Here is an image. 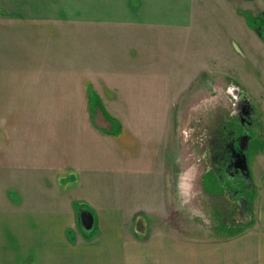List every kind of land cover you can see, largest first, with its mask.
<instances>
[{
	"label": "crops",
	"instance_id": "obj_1",
	"mask_svg": "<svg viewBox=\"0 0 264 264\" xmlns=\"http://www.w3.org/2000/svg\"><path fill=\"white\" fill-rule=\"evenodd\" d=\"M256 6L264 8V0H0V39L6 45L0 49V103L15 102V53L9 43L21 38L22 55L34 57V63L19 72H63L68 81L64 83L65 75L56 76L60 81L52 88L62 94V87H69L70 103L90 104L96 97L98 104H130L133 108L173 104L193 86L191 80L199 78L194 73H200L205 82L207 73L221 74L227 63L264 119V79H256L254 66L255 45L264 50L260 35L264 14H255ZM251 17L261 18V27L255 22L250 26ZM36 24L43 27L32 32L30 25ZM50 25L67 37L69 54L58 43H54L55 51L48 47ZM48 55L59 58L48 65ZM36 87L34 92L43 98V86ZM21 90L30 97L26 94L31 92L30 85ZM0 131L7 136L6 143L0 139V264H264V174L245 231L210 240L180 236L162 227L145 235L138 233L150 226L142 209L125 210L107 202L110 197L134 196L132 189L130 197L126 196L125 186L141 168L119 155V151H128L126 144L120 149L107 137L111 143L98 158L80 154L77 143L73 144L68 153L73 164L70 172L78 173L79 183L62 186L59 177L63 174L56 173L58 186L69 189L71 197L67 195L65 203L54 198L48 205L44 188L48 164L42 159L40 139L36 149H31L29 132L23 134L22 162L16 166L14 143L4 123ZM260 150L258 168L262 162L264 167V148ZM35 151L37 156L32 155ZM16 174L21 175L25 192L29 185L38 187L34 207L13 208L8 192ZM149 177L147 181L154 178L158 186L146 197L163 199L158 195L159 185L168 179L162 177L158 182L157 176ZM76 200L87 201L95 212L97 231L90 239L77 224Z\"/></svg>",
	"mask_w": 264,
	"mask_h": 264
},
{
	"label": "rangeland",
	"instance_id": "obj_2",
	"mask_svg": "<svg viewBox=\"0 0 264 264\" xmlns=\"http://www.w3.org/2000/svg\"><path fill=\"white\" fill-rule=\"evenodd\" d=\"M262 13L264 14V8L256 6L255 14L261 16ZM250 21V24H252L250 26H253V22H255L257 26L261 27V18L251 17ZM30 26L32 27V32H38L39 27H43L38 24ZM33 26L37 27L33 29ZM20 27L23 28L22 26ZM46 32L48 47L51 48V51H55L54 43H58L61 46L60 49L64 50L65 54H69V41L64 36L65 34H61L52 25L47 27ZM260 35L264 41V27L260 30ZM18 39L9 43L15 53L14 64L16 69L15 78L12 80L15 87L13 93L15 102L0 103V122H3L4 126L7 127L8 139L11 144L14 143L13 164L16 166H20L22 162L23 134L29 132L31 149H36L37 146L34 147V145L37 139H40L42 159L44 160L45 158L48 164L46 177H44L46 183L44 188L47 191L48 205H51L49 202L54 198H60L65 203L68 197H71V195L67 194L69 189H63L58 186L59 175L63 174L59 177L62 186L73 187L79 183L80 176L78 173L70 172L73 168L72 162H69L70 160L68 159L69 154H71V146L77 143L80 154H85L86 156L89 153L98 158L101 157L103 149L108 146L106 144L111 143L107 137H111L114 139L111 140L112 143L120 145V149H123L126 144L128 151L118 152L121 158L129 163H136L141 170L136 171L135 175L130 177L129 180L127 179L125 188L128 190L126 191V196L130 197V189H132L133 197H120L118 200H114L115 197H110V201L107 202L110 206L121 207V209L125 210L142 209L143 213L146 214L144 221L150 226L149 230L139 229V234L143 231L145 235L147 233L150 234L151 229H160L162 227L179 232L180 236L210 240L227 237L247 229L245 223L252 216L255 197L257 198L258 194H260L261 184L259 180L264 174L263 162L258 168V158L256 157L257 154L261 156L262 150L260 149L264 148V119L253 98L248 94L249 91L234 79L229 64L224 63V71L221 74L207 73L205 82L202 80L203 77H201L200 73H194V76L199 78L192 79L191 84L193 86L185 89L186 94L178 98V101L173 104H139L134 105L135 108H133V105L130 104H98L99 100L96 97H92L90 104L70 103L71 94H69V87H62V94L56 93V89L52 88L55 82L60 81L56 79V76L64 77L65 74L63 72L48 70L41 73L33 70L19 72L28 70L30 67L29 63L32 65L34 63V57L28 54L22 55V40L21 38ZM3 47H6L5 42L0 39V49ZM254 53L256 57L254 62L255 77L260 82L264 79V50L262 46L259 47L256 44ZM47 58L49 65V63H53V59L55 60L59 57L48 55ZM249 63L250 61L247 64L251 68L252 65ZM47 67L52 70L54 68L53 66ZM63 81L64 83L68 81L66 80V75ZM209 81L215 83L218 88L235 85L238 92L248 101L249 110L252 116L257 119V124L262 126V136L258 137V134H254L249 148L245 152L248 166L241 167L243 175L248 178L250 183L249 189L244 192L248 203L247 208L243 209L245 211L248 210V217L243 219L245 220L244 222H242L243 220L237 221L238 219L234 216L235 207L233 202L230 200L229 195L223 192L225 186H232L231 179L207 170L212 159H230L227 147H230L228 141L230 142L232 128V125L229 127L228 120L231 116V106L229 105L228 108L218 107L214 112L208 114L191 112L192 106L202 96L208 94L206 84ZM39 84L43 87L45 86L44 88L41 87V90L44 91L43 98H38L39 93L34 92V90L38 89L35 86ZM29 85L31 92H26V94L30 97H25L21 87L28 89ZM16 88H19V90ZM28 98L31 99V102L24 103L23 101ZM35 99L43 101L34 102ZM54 100L57 102H54ZM134 109H137L136 111L138 112L134 113ZM121 115L122 118H118ZM182 124H189L196 128L193 138L194 142H189L186 145L180 144L177 129ZM1 138L5 142L7 139L6 132L0 131ZM226 145L227 147H225ZM88 146L91 147L90 150L92 152L88 151ZM259 150L260 152H258ZM181 152L185 155H189L192 152L197 154L208 153L207 159L201 164V176L197 181L198 187L204 194V198L199 199L198 204L205 212L211 215L213 220L211 232L207 234L196 227L198 222L190 221L184 212L176 209L174 186H170L169 176L174 177L178 171L177 166L174 164V159ZM0 153L1 155L3 154L2 151ZM32 155L37 156V152L35 151ZM32 155L30 157L31 163H35L36 157ZM240 157L245 163V155L240 154ZM110 162L108 161L104 165H108ZM126 167L131 166L127 165ZM15 172L17 173L19 170L16 169ZM58 172L60 174L55 175ZM149 175L157 176L159 178L158 182L162 181V177L165 178V181L168 179L167 183L159 185L158 195H162L163 199L146 197L152 191H156L158 186H154V178L150 182L147 181L148 178L151 179ZM21 180V175L16 174L14 187H11L8 192L9 196L5 192L3 196L12 198L14 209H23L28 206L34 207L37 202L36 192L39 189L34 185H29L28 190L25 192ZM67 195L69 196L65 198ZM86 202L83 200L75 201L78 226L79 211L76 203H79L82 208L85 207L92 210L95 214L93 208ZM142 211L138 214L142 213ZM96 225L95 221L94 228L90 230L91 234L97 231Z\"/></svg>",
	"mask_w": 264,
	"mask_h": 264
},
{
	"label": "clouds",
	"instance_id": "obj_3",
	"mask_svg": "<svg viewBox=\"0 0 264 264\" xmlns=\"http://www.w3.org/2000/svg\"><path fill=\"white\" fill-rule=\"evenodd\" d=\"M208 94L202 96L192 106V113L208 114L214 112L218 107L228 108L231 106V115H237V105L241 97L237 95L235 85H228L226 88H218L212 81L207 82ZM3 123V122H0ZM196 128L189 124H182L177 129L178 139L181 145L194 142L193 138ZM208 153L197 154L192 152L185 155L182 152L175 156L174 164L178 171L175 176H169L170 186H174L176 209L186 214L187 218L196 223V227L206 234L211 232L213 220L211 215L199 206L198 200L204 198L202 190L198 187L197 181L201 176V164L207 159ZM211 171V169H209Z\"/></svg>",
	"mask_w": 264,
	"mask_h": 264
},
{
	"label": "flooded vegetation",
	"instance_id": "obj_4",
	"mask_svg": "<svg viewBox=\"0 0 264 264\" xmlns=\"http://www.w3.org/2000/svg\"><path fill=\"white\" fill-rule=\"evenodd\" d=\"M237 95L241 97V101L236 108L237 115H231L228 119L229 127L232 125L230 142L228 141L230 147L225 146L229 151L230 159H212L207 170L211 169L231 179L232 186H225L223 192L229 195L235 207L234 216L238 219L237 221H240L248 217V210H243L248 204L244 192L249 189L250 184L248 178L243 175L241 167L245 166V163L240 154L246 155L245 152L254 134H258V137L262 136V126L257 124V119L252 116L248 101L238 91Z\"/></svg>",
	"mask_w": 264,
	"mask_h": 264
},
{
	"label": "water",
	"instance_id": "obj_5",
	"mask_svg": "<svg viewBox=\"0 0 264 264\" xmlns=\"http://www.w3.org/2000/svg\"><path fill=\"white\" fill-rule=\"evenodd\" d=\"M245 165L248 166L246 155H245ZM78 220H79L80 230L82 231V233H83L82 229L86 231H90L95 226V216L93 211L90 209H83L82 211H80L78 215Z\"/></svg>",
	"mask_w": 264,
	"mask_h": 264
},
{
	"label": "trees",
	"instance_id": "obj_6",
	"mask_svg": "<svg viewBox=\"0 0 264 264\" xmlns=\"http://www.w3.org/2000/svg\"><path fill=\"white\" fill-rule=\"evenodd\" d=\"M76 204H78L77 210L79 212L82 211L83 209H88V208H85V207L82 208L79 203H76ZM82 230H83V233H84V237L87 238V239H90V238L94 237V235H95V233L94 234H91L90 231H86L84 229H82Z\"/></svg>",
	"mask_w": 264,
	"mask_h": 264
}]
</instances>
